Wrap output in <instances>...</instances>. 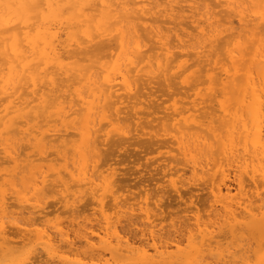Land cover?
<instances>
[{
    "label": "bare ground",
    "instance_id": "1",
    "mask_svg": "<svg viewBox=\"0 0 264 264\" xmlns=\"http://www.w3.org/2000/svg\"><path fill=\"white\" fill-rule=\"evenodd\" d=\"M215 1L216 3L211 0V2H213V8L214 4H217L215 6H217L218 9L222 7V11H219V9L217 10L219 12H216L211 8L212 6L210 7L211 4H208V0H0V159H2L0 160V165L2 163H8V165L5 166L6 168L0 169L3 170L0 172V176L3 178L0 182V264H53L57 261L61 264H174L175 260H169V258L172 257L169 253L173 246L177 248L180 247V240H173L172 243H169L168 241H164L165 239H162V236L158 234L157 230L151 229L150 231L148 230L149 241L147 240L140 244L138 242L139 245L136 247L134 246L135 241H132L133 239L127 238L128 236L125 235L126 233L122 234L120 232L118 224L121 222L124 212H127L124 211L125 208L126 210L130 208V212H134L136 209L144 211V216L151 219L153 214L151 213L152 209H150L149 205L153 202L151 201L150 203V200L145 194L144 196L139 193V196H137L138 199H136V197V200L133 198V202H129L130 198L124 199L121 194V196L118 195L119 188L117 187V182L119 174L115 168L109 167L105 171L99 172V175H95V169L100 167H98L99 164H97L99 163L97 162L99 161L97 160L98 158H95L97 155L99 156L97 153L99 152L98 145L100 144L98 143H101L99 141L100 138H97L99 137L98 130L100 132L99 127L102 126L100 122L102 120L105 122L106 120V125L104 122L101 123L105 126H111V131L108 129L107 134L99 133L100 137L102 134L109 136L112 132L123 135L128 133L129 131L126 129L128 126L123 127L122 125L123 120H125V116L122 114L127 107L125 104L127 98H130L140 80L138 78H142L145 75L139 74L142 70L148 69V75L153 77L152 79H154V77L156 78V76H160L164 77L165 81H169L170 79H168V76L171 71H174L173 68L175 67H172L175 66L174 63L176 62V69L179 67L183 68L186 64L183 60V55L185 53H176L174 49L181 48L182 50V48L184 49L185 47L188 48L191 46L192 49H195L199 61L200 57L202 58L206 55L207 51H209L206 50L207 48L211 49L216 42L218 44L219 40L224 37L223 35L225 32H232L233 30L235 31V29H239L238 32L236 33L233 31L231 33V40H229L228 37V40L225 41L227 42L226 46H224L225 49L223 48L225 54H222V50L218 51L219 56L223 55L220 57L221 60L224 58V55L227 54L225 59L228 58L230 60L231 67H224L223 65L219 75L205 73L210 83V86H208L211 90L210 92L213 91L212 94H216L214 89L218 84L223 86V90L229 91V89H232L230 91L231 93L234 92V90L238 93V96L235 92L232 94V96H235L236 100L228 95L232 100L234 99L233 103L235 107L233 109H229V106L224 105L222 107L223 109H221L224 113L222 114V117H224L222 119L225 120V125L221 124L222 128L220 127V129L222 130L218 128V130H216L221 133L225 131L223 130L225 126L226 132H224V136L221 135V142L217 139V141L220 142V144H218L221 145V150H219L221 151V157L217 156L220 160L218 161L216 158V163L213 164L216 170L211 167V163H209L210 160L208 161L207 158L205 159L203 157L204 152L203 154L200 152L201 155H203L200 156L201 159L202 157L204 158L203 162L201 159H197L199 155H196V157L194 154L196 158L191 156V160L188 162L189 164L191 163V171L194 175L200 176L201 173H206L209 164L210 168L213 169L212 171L220 175V178L218 175L216 177L213 176V178L217 179L218 177L220 180L212 184L213 187L211 188H213L215 201L224 209L226 221H228L229 224L234 223L233 228L234 226L236 228V225H242V220L247 218L250 221L246 223L244 227L258 234L261 239H264V203L253 206L252 198L241 200L237 202L236 205L227 202L228 195L231 191V185L228 184L230 179L228 173H230L231 170L228 168L233 165H230L232 162H234V164L236 163L237 168L239 167L240 174L243 173L245 175V177H242V175L238 173L236 174V179H234L238 182V187L240 189L245 187V182H247L245 178L254 185L257 193L259 192V186L264 184V0ZM221 12H224V14ZM220 13L221 15L223 14L221 16L222 18H218ZM236 21L238 22V26L235 25ZM171 24H174V27H171ZM183 24L193 25L197 32L195 36L189 33L191 32L189 29V32L186 31L187 29ZM172 31L175 32L173 35L175 38H171L172 36L170 33ZM144 33L150 36L147 39L148 41L151 39L155 40L154 44L156 42L157 47L155 45L153 48H159V51L156 50L158 51L157 53L152 48L155 52L153 54L154 56L150 55L149 50L146 51L148 56L145 54L144 48L147 46V40L145 41L143 38ZM235 33L237 35H235ZM227 36H230V33ZM187 37L188 39H186ZM106 39L110 40V42L112 41V46H109L110 49L112 48V51L108 49L111 53H109V55L105 54L106 56L108 55V57H106L108 59H105V55L100 56L99 54L98 66L97 64H93L91 60H89L90 63L89 61H82L85 60V58L87 60L91 59L93 56H98L96 53L97 50L106 49V47H104L105 43L108 47L109 41H104L105 43L102 42V40ZM173 39L177 41V43L174 42L176 45L172 43V41H174ZM114 43L115 50L113 49ZM94 45L95 47L96 45L99 47L96 49ZM221 47L223 46L220 45L219 48L221 49ZM73 48L76 52L79 50L78 52L80 53L83 51L86 53H82L84 55L81 54L82 60L76 58L74 59L76 60L75 62L73 60L70 61L71 63H68V61L66 62V58L72 56V58L76 57V52H73V54L69 53L71 49V52L74 50ZM90 48L94 50L92 51ZM249 48L253 50L251 51ZM248 49L251 52L248 51ZM217 50H215V52ZM211 51L210 54H213V50ZM67 52L70 55H68ZM78 52L76 54H78ZM188 54H185V57H187ZM83 56L87 57L83 59ZM101 57L102 60L105 59V62L101 60ZM180 57H183V61L180 60ZM146 59L147 62H145ZM80 61H82V65L79 64ZM199 62H196V65L195 62L193 64L197 66ZM86 63L87 65L85 66ZM208 64L209 63H207V65ZM227 64L230 65L229 62ZM209 65H211V63ZM95 67H99L100 71H97L98 68L96 69ZM195 69L198 70L199 68L197 67ZM211 69L208 68L210 71ZM189 70L187 73L188 75ZM197 70H195V74ZM181 71L183 72L184 70ZM202 71L203 70H201V72ZM182 72H178V74L181 75ZM217 72L219 73V71ZM221 74L225 75H222L224 78ZM200 76L203 77V79L205 78L204 73ZM147 80L151 79L147 78ZM64 81L66 84L63 83ZM70 81L72 82L69 84ZM181 81L184 82V85L188 83V80L182 79ZM204 81L206 82L207 80L205 79ZM196 84L195 82V85ZM200 90L202 91V89ZM215 91L218 92L217 90ZM220 92H222V90ZM66 93L69 94L66 95ZM200 93L202 95V92H199L197 93L198 96ZM69 96H72V98L69 99ZM73 96L75 99L77 98V101L73 99ZM222 96L225 98L224 95ZM203 98L205 101L207 100V97ZM77 102L82 107L78 109V112H81V109L82 111L83 109L85 110L81 122V118L79 119L80 126L76 129L79 134V140L74 146V150H76L80 156V159L78 158L79 161L76 159L71 167V164H69L65 156H62V153L60 156H62L66 162L61 166L53 165L46 169L43 163L44 166H37L38 164L34 165L32 163L33 161H29L31 163L29 165V162L26 160V154L24 155L20 153L22 151H18L19 144L23 143L21 141H27L29 144L32 143L34 145L32 147H35L40 155L44 154L49 146L52 147L53 143L61 138L60 134L62 133L59 134V132L62 130L60 127L63 129L65 128V130L71 127L69 117L74 112H72V110H74L73 108L78 105ZM200 108L198 109L199 111L202 110H200ZM176 109H179V107ZM205 109H207V107L203 110ZM203 110L201 111V115L204 113ZM134 111H137L134 113L135 115L142 113L136 109ZM182 111L183 109H181V112ZM195 111H197V109H195ZM75 112H77V110ZM80 112L78 113L79 115L82 113ZM179 112V115L183 114V112ZM194 114L193 116L183 115L184 125L181 124L183 128H187V131L188 129H194L195 132L184 133L183 135L186 134L185 137L181 134V141L178 139L179 149L180 151L182 150L183 155L186 157L197 149L201 151L203 149L204 151L205 147L210 143L207 139L209 136L208 134H212V131L206 132V127L208 125V123H206L207 120L205 119L206 122L205 120H201L206 117L202 116L200 119V117H198L200 115L196 114L197 116H194ZM141 118H139V120ZM127 119L125 121H127ZM40 120L47 124V127L45 126L46 129L42 128V126H44L43 124L39 126L40 123L38 124V122ZM175 120H177V118ZM32 121L35 123H32ZM179 122L178 120V123ZM176 123L172 125H177L178 123ZM99 124L100 126H98V129L96 127ZM164 125L166 126L165 123ZM168 125L170 126L169 123ZM169 126V129L172 130L173 128V130H177L176 126L172 128ZM72 127L74 126L72 125ZM213 127L214 129L212 130H215V126ZM176 130L175 132H180ZM172 133H174V131H172ZM205 134L208 136L206 137ZM212 135H210L211 138ZM186 138L188 139L186 140ZM192 138L194 140L191 142ZM217 138L219 137L217 136ZM64 140L65 142L68 141L67 139ZM27 142H25V144ZM69 142L70 140L68 143ZM214 142L216 144V141ZM214 142L212 143L214 144ZM63 145L65 146V143H63ZM56 147H58V144ZM69 147L70 146H68V148ZM68 148L66 147V150H68ZM174 148L175 147L171 150H176ZM58 150L60 151V149ZM62 150H65V148ZM210 150L209 155L212 154V149L210 148ZM180 151L178 153H180ZM206 151L208 152L207 149ZM219 151H217V153ZM38 153H36V155ZM34 154L35 153L31 156H34ZM183 155H181V158ZM41 157L45 162L49 160L44 159L43 156ZM57 158L61 160L58 155L55 159ZM34 159L38 161V159L41 158L38 157L37 159L36 157ZM179 159L180 157L177 160L179 161ZM25 161L27 162L24 165ZM168 165L167 163L165 167H168ZM226 165L230 166L226 168ZM227 170L230 172H227ZM235 171L239 172L237 170ZM179 173L180 169L177 168H171L168 172H164V176L170 178L169 181L173 188L172 190L177 193L180 192L181 188L179 186L181 182V175L179 176ZM176 175L179 176V178L177 177L178 179L174 177ZM211 179H209V181H212ZM50 182L53 186H56V188L61 187L59 202L63 204L62 206H67V208L75 206L76 201L79 203V201L82 200L80 199L78 201L77 199L85 195L87 196V194H94L93 196H97V201L99 205H101V229H103L104 232L103 236L97 234L99 246H96L94 242L95 239L84 231L81 236L84 239L87 250H84L85 252L83 253H71L74 251V248L71 247L68 233L64 231V224L58 220H55V225L52 227L45 223L38 225L36 222L31 223L32 226L35 225L32 230L33 240L28 239L30 238L28 237L27 239L31 241L26 240L28 242L22 245H15L13 243L14 240L12 241L11 235L16 231L12 232L10 226L21 227L20 225L23 221L20 220L21 217L14 216L16 211L11 212L9 210L11 207L9 206L10 204L8 205L9 194H14L22 202L34 200L32 204L35 207L42 206L45 205L41 196L42 190L45 188L44 190L46 192L49 189V192L46 194H51L50 192L53 190V187L51 186L50 188L49 186ZM47 184L48 189L45 187ZM224 190H226V193H224ZM100 192L101 194H99ZM107 197H110V199L112 198V204L109 205H111L112 209H115L113 216H110L104 209V207L108 205L107 202L105 203ZM14 207L19 208V205H14ZM108 208H110V206H108ZM239 209H241V211H238ZM191 219L195 220L197 234L195 235L196 237H190V249L184 251L179 256L180 263L221 264V261L227 260L228 255H230L228 253V255L223 254L221 258L211 262H205L202 256L201 259L199 258V253L203 251V246L212 244L214 234H212L211 226L206 222L208 219L202 221V218L197 214H195L194 217L191 216ZM30 222H32V220H30ZM26 223L27 222H23V224ZM156 226L157 225H155L154 228ZM52 229H56L57 236L53 234L51 231ZM94 232V230H91V233ZM57 237H59V239H57ZM235 237L239 238L240 236H236L235 234ZM244 237L245 236L242 238ZM21 241H23V238L20 242ZM59 241L66 242L67 246L71 248V254L62 249L63 242L59 245ZM16 244H19V241L18 243L16 242ZM241 245L243 246V244ZM220 247L223 248V246H219V248ZM39 248L41 249L40 252H38ZM241 249H239L240 253ZM216 250L218 252V249ZM248 254L249 253H247V255ZM255 256V264H264V249ZM252 261L254 262L255 259ZM234 262L237 264L236 260ZM242 263L247 264L245 261Z\"/></svg>",
    "mask_w": 264,
    "mask_h": 264
},
{
    "label": "rangeland",
    "instance_id": "2",
    "mask_svg": "<svg viewBox=\"0 0 264 264\" xmlns=\"http://www.w3.org/2000/svg\"><path fill=\"white\" fill-rule=\"evenodd\" d=\"M212 1L216 3L215 0H212ZM213 2H211V0L209 2V0H208V4L209 5L211 4L210 7L212 6ZM215 5H217V4H214V8H213V6L211 8H213L216 12L222 11L223 8L221 6H220L221 8H219L220 9L219 10L217 8V6H215ZM217 10H219V11H217ZM221 13L224 14V12H221ZM221 13H220V16H218V18L223 15V14L221 15ZM178 22H179V20H178ZM173 25L174 24H171V27ZM235 25L238 26V22L237 21L235 22ZM192 26L193 25H190V24L189 25H187V24L184 25V27H186V29H187L186 31H188V29H189V31H191V32H189V31L188 32L190 34H192V36H195V34L197 32L195 31L194 26L193 27ZM190 29H192V30H190ZM238 30L239 29H235V31L234 30L233 31L237 33ZM232 32L231 31L225 32L224 35H223L224 37H222L219 40L218 44L216 42L214 47H212L211 49L207 48L206 50H209L210 52L207 51L205 56H203L202 58L200 57V60L202 62L200 60H199L200 62L198 61L199 57H198V55H196L195 49H192L191 46L188 47V48L185 47L186 49L182 48V50H181V48L180 49L179 48L174 49L176 53L181 52L183 54L184 53L185 54L189 53V54L187 55V57H185L186 55L184 54L183 55L184 59H183V57L182 58L180 57V60L183 59L185 61V63H186V64L184 63L186 66L184 65V67H183L185 69H183L181 67L176 69V67H177L176 66V62L174 63L175 66H172V67H175V68H173L174 71H171L170 75L168 76V79H170L169 81L168 80L165 81L164 77H160V76H156V78L154 77V79H152L153 77L148 75L149 74L147 72V71H149L148 69L142 70L144 72L141 71L139 74H141V75L145 74V75L142 78H138L140 80L138 81L137 86H136L135 90L133 91L132 95L130 96V98H127V100L125 102L127 107L125 108L124 113L122 114L123 116L126 117V118L124 117L125 120L128 118L127 121L122 119L123 122H124V123L122 122L123 127L124 126H126V127L128 126V128H126L129 131L128 132L126 130L128 133L123 135V134H119V133L115 134V132H112V134L110 133L109 136L108 135L107 136L103 135V134H107L108 133V129L111 131V126L110 125H109L110 127L108 125L105 126L106 123H107L106 120H105L106 123L104 122V120L101 121L102 123L104 122L105 125L100 122V124L102 126H100V124H99L96 127V128H98V126H100L99 127L100 128V132L98 130V136L99 137H97V138L98 139L100 138L99 141L101 143L97 142L98 144H100V145H98V147H99L98 151L99 152L97 153V154H99V156L97 155L95 158L96 159L98 158L97 160H99V161H97V162H99L97 164H99L98 167L99 166L100 167L98 169H100V170H98L96 168L95 171H94V172H96L95 175L96 176L99 175L100 174L99 172L105 171L109 167L110 168H115L118 171V174H119L118 175V182H117L118 183L117 187L119 188V189L117 188L119 190L118 191V195L121 194L122 198H124V199L125 198H130L129 202H133V198L135 199V197H136V199H138L137 196H139L138 195L139 193L141 195L145 194L148 197V199L150 200V203H151V201L154 203V204L152 203V204L149 205L150 209H152L151 213L153 214L151 219H148V218H146L144 216L145 215L144 211L136 209L134 212H130V208L129 209L127 208V210L125 208L124 211L128 212V210H129V212L128 213L124 212L125 216L124 215L122 216L121 222L118 224L120 232L122 234L126 233L125 235L128 236L127 238H129L131 240L133 239L132 241H135L134 246H136V247L141 242H146L147 240L149 241L150 238H149L148 235H149V231L151 229L157 230L158 234H160L162 236V239H165L164 241H168L169 243L170 242L172 243L173 240L174 241H179L180 240L181 243L183 242L182 245L180 243V247L179 248L173 246L171 248V250H170V253H169L170 255H172V257H170L169 260H173V261L175 260L174 261L175 263L173 262L174 264H182V263H180L179 256L184 251H187V250L190 249V246H189L190 237H192V236L196 237L195 235L197 233H196L195 220L191 219V216L194 217L195 214L199 215V217L202 218V221H206L208 219L206 222L211 226V230L213 232L212 234H214L212 244H210V245L207 244V245L203 246V249H202L203 251L199 253L200 254L199 258L201 259V256H202V259L205 262L216 261V259L218 260L219 258L222 257L221 255L230 254V255H228L229 258L226 256L227 260L225 259L223 261L224 264H235V262H234L235 260L237 261V264H243L242 263L243 261H245V263H247V264H255V262H256V258H255L256 256L255 255H257L259 252H261L264 249V239H261L258 236V234L253 233V232L249 231L248 228L244 227L245 224L250 221L249 219L244 218L242 220L243 224L242 225H236V228H235V226L233 228L234 223H230L229 224L228 221H226V219H225L226 216H225L224 209L221 208L222 206L215 201V199H214L215 197H214L213 190H212L213 188H211V187H213L212 184H215V183H217L220 180L219 179L220 175H218L216 172H215L216 173L215 174L212 171L213 170L212 168H214L213 164L216 163V160L217 159H218V161L220 160V158H218V157H221V155H220L221 151H219V150H221V148H220L221 145H219L220 142H221L220 138L222 137L221 135L224 136L225 135L224 132H226L225 126L223 128V130H225V131H222L223 134H222V132L219 133L217 131L218 129L222 130V129H220L221 124L225 125V120L222 119V118H224V117H222V114H224V113H223V110H221V109H223L222 108L223 105L224 106H229V109H233L235 107L234 106L235 104L233 103L234 99L232 100L231 97L235 98V96H232V94L236 90H234V92L231 93L230 91L232 89H229V91L228 90H223V88H222L223 86L218 84L217 86H215L214 92L216 94L214 95V94H212L213 91L210 92L211 90L208 87V86H210V83L208 82V79H207L206 76H207L208 73H213L215 75H219L221 70H222V66L223 65H224V67H231L230 60L227 57L226 58L228 60L225 59V56L227 54L224 55V58H222V60L220 59V57L223 56L222 54H225L224 53L225 51L223 50V48L225 49L224 46H226V43H227L225 41L228 40V37H229V40H231V38H232L231 37V33ZM145 33H147V32H145ZM145 33L143 34V38L146 41L148 39V37H150V36H148ZM174 33H175L174 31H172L170 33V35L172 36V37L170 36L171 38H175L173 36ZM229 33H230V36H227V35H229ZM236 33H235V35H237ZM146 35H147V38H146ZM149 39H151V38H149ZM186 39H188V37ZM152 40L153 39H151L150 41L147 40V46H146V48H144L145 52L149 50V53H150L151 56L155 53L154 50L155 51L156 50L159 51V48L156 49V47H157L156 42L154 44L155 40H153V42H152ZM104 41L105 42L106 41L110 42V40H107V39L106 40H102V42H104ZM109 42H108V47H107V44L105 43L104 47H106V49L103 48L101 50H97L96 51L98 56H93L91 59H87V60L85 58L87 56H83V59L85 58V60L81 59L82 55H84L82 53H86V52L83 51V52L80 53V52H78L79 50H77L78 54H76L77 52L73 48L74 50L71 52V50H72L71 49L69 53L73 54V52L74 53L76 52L75 53L76 57L74 56L75 58H72L73 56L71 55L72 57L66 58V62L68 61V63H69L70 61H73L74 59H76V58L78 59L79 58V60L81 59L83 62H85V61L88 62L89 60H91V61H93V64H97V66H98V60H99L100 56L105 55V54L109 55V53H111L110 51H112L111 50L112 48L111 49L109 48V46H112V44H111L112 41L110 43ZM174 42L177 43V41H175V40L172 41V43H174ZM155 45H156V47L154 49L153 47ZM220 45L223 46V47H221V49L219 48ZM114 46H115V43L113 44V49H114ZM97 47H99V46L96 45V47H95V45H94V48L97 49ZM92 48H93V46H92ZM217 49H220V50H217ZM249 49H248V51H250V50L252 51L253 50L252 48L250 50ZM90 50L93 51L94 49L90 48ZM211 50H213V54H210L212 52ZM215 50H217V51L215 52ZM158 51H156V53ZM218 51H221V52L224 51L222 54H220L222 56H219V54H218L219 52ZM214 52H215V54H214ZM69 53H68V55H70ZM99 54H100V56H99ZM145 54H147V52ZM108 55L107 56L105 55V59H108V58H106V57H108ZM147 56H148V54H147ZM105 59L102 60V57H101V60L103 62H105ZM75 61L76 60H74V62ZM82 61H80L79 64H81ZM227 61L230 63V65L227 64L228 63ZM145 62H147V59H146ZM194 62H195V65H196V62H199V63H197V66H195L193 64ZM89 63H90V61H89ZM207 63H209V64L211 63V65H209V64L207 65ZM223 63H226V64H223ZM86 65H87V63L85 64V66ZM199 65H200V67H199ZM197 67L199 68L198 70L195 69ZM95 68L96 69L98 68L97 71H100L99 67H95ZM186 68H188V69H186ZM200 68H201V70H203L202 72H201ZM208 68L209 69L212 68L213 70L211 69V71H210V70H208ZM194 69L197 70L196 74H195V70ZM181 70H184L185 72L184 71L182 72ZM188 70H189V75L187 74ZM216 70L219 71V73ZM178 72L179 73L182 72L183 75L182 74L179 75ZM171 73H172V76H171ZM199 73H201V74L204 73V77L205 78L203 79V77H201L200 76L201 74H199ZM205 73H207L206 76H205ZM222 73H223V71H222ZM241 73H242V71H241ZM190 74H192L193 76L190 75ZM222 75H224V74H221V76ZM147 78L151 79V80H147ZM182 79L183 80H188V83H185V85H184V82L181 81ZM205 79L207 80L206 82L204 81ZM71 82L72 81H70L69 84ZM195 82L197 83L196 85H195ZM63 83L66 84L65 81ZM191 89H193L195 91H193ZM200 89H202V91ZM220 89L222 90V92H220L221 91ZM215 90H217L218 92H216ZM199 92H202V95L200 93V95L198 96L197 93H199ZM209 93H211V94H209ZM227 93H229V94H227ZM68 94L69 93H66V95H68ZM235 94L237 95L238 93L235 92ZM222 95H224L225 98ZM228 95H230L231 97L228 96ZM202 96L203 97H207V100L205 101ZM70 98H72V96H69V99ZM73 99L75 101H77V98L75 99L74 96H73ZM201 99L203 100V102H202ZM235 100H236V98H235ZM200 101H201V103H200ZM230 101H232V102H230ZM136 102H137V104H136ZM77 104H78V102H77ZM195 105H197V106H195ZM132 106H133V108H132ZM134 107H137L138 109L134 108ZM175 107L176 108L179 107V109H176ZM200 107H203V108H200ZM205 107H207V109H205V110H208V111L203 110ZM79 108H82L80 104L76 105V107L73 108L74 109V110H72V112L74 111L73 113L71 112L72 114L69 117V122H70L71 127L68 128L69 130L68 129L65 130V128L63 129L62 127H60L61 130H62V131L59 132V134L62 133V134H60L61 138L58 141L54 142L52 147L49 146L50 148L49 147L47 148L49 150L46 149L44 154L40 155V153H38V151L35 149V147H32L34 145L32 143L29 144L27 141H21L23 143L19 144V146H18L19 150L18 151L19 152L22 151L20 153H23L24 155L26 154V160L28 162L29 161H33L32 163L34 165L38 164L37 166H39V165L40 166L41 165L44 166L45 165L44 168H46V169L49 166H53V165H55V166H59L60 165L61 166V165L65 164L66 161H65V159H63L62 156H65L67 158V161L69 162V164H71L70 166L72 167V163L74 161H76V159H77V161H79V159H80L79 154L76 152V150H74V146L76 145L77 141L79 140V134L77 133L76 129L80 126V122H81V120H82V118L84 116L85 110L83 109V111H82V109H81L82 113L79 111L81 113L80 114L82 116L81 117L78 114L79 113L78 112ZM199 108H200V110L201 109L203 110V112H204L203 114H205L207 112H209V113H207L206 115H203V114L201 115V113H202L201 111L202 110L199 111L198 110ZM135 109L139 110V112H142V113L135 115L134 113L137 112V111H134ZM181 109H183V111H182L183 114L179 115L178 112H179V110L181 112ZM187 109H189V110H187ZM195 109H197V111H195ZM76 110H77V112H75ZM184 110H187V111H184ZM198 111H199V113H198ZM185 112H186V114H185ZM74 113H76V114H74ZM133 114H134L135 118L133 117ZM193 114H194V116H197L196 114L200 115V116H198V117H200V119L202 118V116L206 117V118L201 119V120H205V119L207 120V122L205 120V122L208 123V125L206 124L207 125L206 132L207 131H209V132L212 131L211 133L213 135L212 134H208L209 132L206 133L209 136L205 134L206 137L208 136L207 139H208V141L210 143H209V145H207L205 147L204 151H203L202 148H201L202 151L197 149L196 150L197 152L193 151L192 154H189L188 157H186V156L183 155L182 150L180 151L178 143H179V141H181V139H180L182 137L181 134L183 135L184 133H193V132H195L194 129H192V130L190 129L191 131L188 129V131H189L188 132L186 130L187 129L186 127L185 128L182 127V124L184 125V123H183V121H184L183 117L184 116L183 115H185V116H189V115L191 116L192 115L193 116ZM130 115H131L132 118L130 117ZM73 116H74V118H73ZM78 116H80V117H78ZM136 116H140V117H136ZM141 116H142V118H141ZM139 118H141V119L139 120ZM176 118H177V120H175ZM79 119H80V122H79ZM210 119L211 120L213 119V120L211 121ZM72 120L74 121V123H73ZM178 120L180 121L179 123H178ZM173 121H174V123H173ZM32 123H35V122L32 121ZM164 123L166 124V126L164 125ZM168 123L170 124V126L172 124L176 123L177 125H174V126L177 127V130L176 129L175 130L176 131H180V132L179 133L175 132V130H173V128H172V127H174L173 125L171 126L172 130L169 129L168 128V126H169ZM38 124H39V126H41V124H43L44 126H42V128H44V129H46V127H47V124L45 122L41 121V120L38 122ZM51 124H52V122H51ZM72 125L74 127H72ZM209 125H211V126H209ZM208 126H209V129H208ZM213 126H215V130H212V129H214ZM101 127L103 129L104 128L105 129L103 130ZM178 127H180V128H178ZM210 127H211V129H210ZM172 131H174V133H172ZM99 133L100 134L103 133L101 135V137H100ZM174 135H175V138H174ZM177 135H179V136H177ZM210 135H212V138H211ZM185 136H186V134L183 135V137H185ZM217 136L219 138H217ZM64 139H67L68 141L70 140V142L68 143V141H66L67 142L66 143ZM178 139H179V141H178ZM187 139L188 138H186V140ZM211 139H214V140H211ZM217 139L220 142L217 141ZM192 140H194V139L192 138L191 142H192ZM214 141H216V144H215ZM25 142H27L26 143L27 145L25 144ZM59 142H60V144H59ZM212 142H214L215 146H214V144ZM63 143H65V146L63 145ZM57 144H58V147H56ZM66 144L68 146H70L69 147L70 150H69V148H68V146ZM210 144L211 145L213 144V145L211 146ZM54 146H55L56 149L54 148ZM60 146H62V147H60ZM66 147L68 148V150H66ZM173 147H175L174 149H176V150L172 151L171 149H173ZM209 147L212 149V152H211L212 154L211 155H209L210 154V152H209L210 148ZM212 147H214V148H212ZM240 147H242V146H240ZM63 148H65V150H62ZM58 149H60V151ZM177 149L180 151V153H178L179 151ZM206 149L208 150V152L206 151ZM217 151H219V152L217 153ZM57 152H59V153H57ZM181 152H182V154H181ZM200 152L202 154L204 152V154H203L204 156L201 155ZM33 153H35L34 156H31V155H33ZM36 153H38L37 154L38 156L36 155ZM29 154H30V156H29ZM61 154H62V156H60ZM177 154H179V155H177ZM193 154L195 156L199 155L198 157L196 156L197 159H201L200 156H203L205 159L207 158L208 161L210 160L209 163H211V167L212 168H210V164H209L207 166L208 170L206 171V173H204V174L201 173V175L199 174L200 176L194 175V173H192V171H191V163L189 164V162H188V161L191 160V156H194ZM45 155H46V158H45ZM57 155L61 158V160H59L58 158L57 159L59 161L57 159H55L57 157ZM181 155H183L182 158H181ZM41 156H43L44 159H49V160H46V162H45V160H43ZM176 156H178V157H176ZM36 157H37V159H38V157L41 158V159H38V161H37L36 159H34ZM179 157H180V159L178 161L177 159ZM203 157L201 159L202 162H203V159H204ZM174 158H176V159H174ZM31 159H33V160H31ZM51 159H53V160H51ZM184 159H185V161H184ZM211 159L212 160L215 159V160L212 161ZM0 160H2V159H0ZM201 160H199V161H201ZM27 161L24 162V165L26 164ZM167 163L169 165H168V167H165V165ZM30 164L31 163L29 162V165ZM7 165H8V163H2L0 165V169L6 168L5 166H7ZM22 165H23V163H22ZM161 165H163L164 167L161 166ZM230 165H232L235 169L232 166H230ZM230 165H228V166H230V168L232 167L231 169L228 168V166L226 165L227 166L226 168L231 170V172L229 170H227V172H230V173H228L229 174V178H230L228 184L231 185V191H230V193L228 195L229 197L227 199V202L228 203L231 202L234 205H236V203L241 201V200H247V199L252 198L251 200L253 201V206H257L259 204H263L264 202H262V201H264V200H262V199H264V184H261L259 186V192L257 193L255 191L254 185H252L251 182H249V180L248 179L246 180V178H245V181H247V182H245V187L243 189H240L238 187V182H236L234 180V179H236V174H238V173L240 174L241 173L240 169H239V167L237 168V165H236V163L234 164V162H232ZM7 168H9V167H7ZM171 168L180 169V173L178 174L179 176L181 175V177H180L181 178V182L179 184V186L181 188L179 187L180 188V192L179 193H177L176 191L172 190L173 188L171 187V184H170V181H169L170 178L168 176H166V177L164 176V172H168L169 169H171ZM209 170H211V171H209ZM214 170H216V168H214ZM235 170H237L239 172H236ZM2 171L3 170H0V172H2ZM208 173H211V174H208ZM217 175H218L219 178L218 177H217V179L213 178V176L216 177ZM240 175H242V177H245V175L243 173L240 174ZM179 176L176 175L174 177L175 178H177V177L179 178ZM192 176H194L195 178L192 177ZM201 176H202V178L205 177L204 178L205 180L202 179ZM208 176H209V178H208ZM210 177L215 179V180L211 179ZM0 178H1L0 179V182H1L3 178L1 176H0ZM182 179H183V181H182ZM209 179H211L212 181H209ZM70 182H73V181H70ZM50 183H49L50 188H51V186L53 187L52 188L53 190L50 189V190H52V192H50L51 194H49V193L46 194L47 192H49L48 184H47V186H45L46 189H48V191L45 192V190H44L45 188L42 190V195L41 196H42L43 202L45 204V205H42V206H36L35 207L32 204L34 202V200L30 201V202H22L14 194L13 195L9 194L8 205L10 204L9 206H11L9 208V210L11 212L12 211H14V212L16 211L14 216L15 217L19 216V218L21 217L20 220H22L23 222H27L26 224H23V222H21V225H20L21 227H17V226L13 227L12 225L10 226V229H11L12 232L16 231V232H14L15 235L14 234L11 235L12 241L13 240L15 241V242L13 241V243L15 245H22L25 242L33 240V237H32L33 236V232H32V230L34 229L35 225L32 226L31 223H35L36 222L37 225L45 223V224H49L50 227H52V226L55 225V220H58L59 222L64 224L63 225V228L65 227L64 231L68 233V239L70 238L69 241L71 242V247L74 248V251L71 252V253H75V252L83 253V252H85L87 250V246L85 245L84 239L81 236V234L84 231L86 233H88L90 236H92L95 239V241H94L95 245L99 246V238H98L97 234H100L101 236H103L104 232H103V229H101V225H102L100 223V221L102 219V217H101L102 216L101 215V205H99V203L97 201V196H93L94 194H87V196L85 195V196L77 199L78 201L80 199H82V200L79 201V203L76 201L75 206H72V208L71 207L67 208V206H62L63 204L61 202H59V200H60L59 193H60L61 187L56 188V186H53L52 183L51 184ZM143 191H144V193H143ZM225 191L226 190H224V193H226ZM99 194H101V192ZM56 197H58V198H56ZM94 198H95V200H94ZM106 202L108 203V205L106 207H104V209L107 211V213L110 216H113L115 209H112L111 205H109V204H112V198L110 199V197H107L105 199V203ZM28 203H30V204H28ZM77 203H78V205H77ZM14 205H16V206L19 205V208L14 207ZM108 206H110V208H108ZM40 207H41V209H40ZM238 211H241V209H239ZM132 213H134V214H132ZM22 215H23V217H22ZM29 217H30V219H29ZM89 217H91V218H89ZM30 220H32V222H30ZM220 220H221V222H220ZM224 221H225V223H224ZM217 222H218V224H217ZM219 224L221 225V227H220ZM155 225H157V226L154 228ZM222 225H224L225 227L222 226ZM192 226H193V228H192ZM91 230H94L95 232L91 233ZM51 231L53 232V234L55 236H57L56 229H52ZM239 233L242 234V235H240ZM246 233H248L250 237ZM235 234H236V236H240V237L239 238L235 237ZM216 235H217V237H216ZM241 236L242 237L245 236V237L242 238ZM25 237H26V239H25ZM28 237H30V238H28ZM22 238H23L24 242L23 241L20 242V240H22ZM27 238L31 239V240H28ZM80 238H82L83 240L80 239ZM57 239H59V237H57ZM26 240H28V241H26ZM197 240H199V239H197ZM18 241H19V244H16V242L18 243ZM138 242H139V244H138ZM61 243H62V249H64V251L66 250V252L68 251L67 253L71 254L70 253L71 248L67 246L66 242L65 241H59L58 242L59 245ZM241 244H243V246ZM213 246H214V248H213ZM219 246H223V248L222 247L219 248ZM216 247H218V248H216ZM241 248H244V249H241ZM204 249L206 251H208V252H206ZM214 249H215V251H214ZM216 249H218V252H217ZM239 249H241V253H240ZM40 250L41 249L39 248L38 252H40ZM233 250H235V251H233ZM221 252H223V253H221ZM224 252H226V253H224ZM231 253H233V254H231ZM247 253H249V254L247 255ZM204 254H205V256H204ZM242 256H244V257H242ZM245 256H246V258H245ZM239 257H241V258H239ZM213 258H214V260H213ZM231 258H233V259H231ZM243 258H244V260H243ZM254 259H255V261L253 262L252 260H254ZM43 260H45V259H43ZM226 261H228V262H226ZM223 262L221 261V264H223ZM53 264H61V263L57 261V262H55Z\"/></svg>",
    "mask_w": 264,
    "mask_h": 264
}]
</instances>
